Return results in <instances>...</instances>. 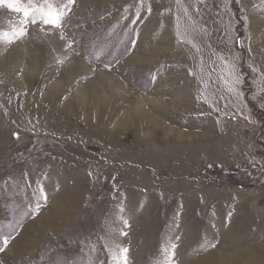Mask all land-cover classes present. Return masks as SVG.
<instances>
[{
  "label": "rangeland",
  "instance_id": "obj_1",
  "mask_svg": "<svg viewBox=\"0 0 264 264\" xmlns=\"http://www.w3.org/2000/svg\"><path fill=\"white\" fill-rule=\"evenodd\" d=\"M18 6L0 4V264H264V0Z\"/></svg>",
  "mask_w": 264,
  "mask_h": 264
},
{
  "label": "snow or ice",
  "instance_id": "obj_2",
  "mask_svg": "<svg viewBox=\"0 0 264 264\" xmlns=\"http://www.w3.org/2000/svg\"><path fill=\"white\" fill-rule=\"evenodd\" d=\"M69 3L74 2V0H68ZM7 4L9 8L14 9L17 12H23L25 17L30 15V10L27 8H22L18 6V0H0V4ZM42 20L45 24H53L57 27L61 26V13L58 9L54 10L51 4L48 5V10L42 14ZM32 23H35V19H32ZM7 243V241H5ZM127 252V249L124 250Z\"/></svg>",
  "mask_w": 264,
  "mask_h": 264
},
{
  "label": "trees",
  "instance_id": "obj_3",
  "mask_svg": "<svg viewBox=\"0 0 264 264\" xmlns=\"http://www.w3.org/2000/svg\"><path fill=\"white\" fill-rule=\"evenodd\" d=\"M79 255H81V257ZM50 258H51L50 260H47V261L42 262L40 264H52L51 262L54 261L55 257L53 255ZM58 258H59V256L56 257V259H58ZM84 260H85L84 256L81 253H77V264H82V261H83V264H85Z\"/></svg>",
  "mask_w": 264,
  "mask_h": 264
},
{
  "label": "bare ground",
  "instance_id": "obj_4",
  "mask_svg": "<svg viewBox=\"0 0 264 264\" xmlns=\"http://www.w3.org/2000/svg\"><path fill=\"white\" fill-rule=\"evenodd\" d=\"M103 74L105 75V73H103ZM107 74H109V73H107ZM76 99H77V98H76ZM86 100H87V97H86ZM77 101H78V99H77ZM79 101H80V100H79ZM79 101H78V102H79ZM80 102H81V101H80ZM82 102H83V101H82ZM135 111H136L137 114H138V113L141 114L142 111H143L142 106L139 105L138 110L136 109ZM214 253H215V252H214ZM216 254H217V253H216ZM221 254H222V253H221ZM213 256H214V255H213ZM213 256H212V257H213ZM215 257H216V256H215ZM223 257H224V256H223ZM232 257H233V256H232ZM234 257H235V256H234ZM239 257H240V256H239ZM237 258H238V257H237ZM230 260H231V259H230ZM207 261H208V260H207ZM244 261H245V260H244ZM244 261H243V262H244ZM225 262H226V260H225ZM228 262H229V261H228ZM233 262H235V260H234ZM236 262H237V261H236ZM236 262H235V263H236ZM245 262L247 263L248 261H245ZM246 263H245V264H246ZM223 264H225V263H223ZM242 264H244V263H242Z\"/></svg>",
  "mask_w": 264,
  "mask_h": 264
}]
</instances>
